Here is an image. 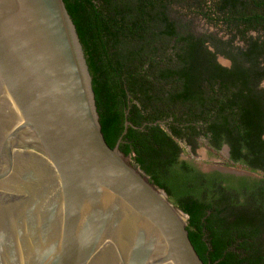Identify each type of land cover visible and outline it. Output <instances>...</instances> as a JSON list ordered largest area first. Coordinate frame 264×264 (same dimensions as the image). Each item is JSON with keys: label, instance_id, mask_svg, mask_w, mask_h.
Instances as JSON below:
<instances>
[{"label": "trees", "instance_id": "obj_1", "mask_svg": "<svg viewBox=\"0 0 264 264\" xmlns=\"http://www.w3.org/2000/svg\"><path fill=\"white\" fill-rule=\"evenodd\" d=\"M63 1L109 147L128 120L121 151L185 214L205 264H264V0ZM225 145L258 176L182 157Z\"/></svg>", "mask_w": 264, "mask_h": 264}, {"label": "water", "instance_id": "obj_2", "mask_svg": "<svg viewBox=\"0 0 264 264\" xmlns=\"http://www.w3.org/2000/svg\"><path fill=\"white\" fill-rule=\"evenodd\" d=\"M85 59L63 0H0V264H205L128 120L109 147Z\"/></svg>", "mask_w": 264, "mask_h": 264}, {"label": "rangeland", "instance_id": "obj_3", "mask_svg": "<svg viewBox=\"0 0 264 264\" xmlns=\"http://www.w3.org/2000/svg\"><path fill=\"white\" fill-rule=\"evenodd\" d=\"M198 26H199L198 28L201 31L209 30V29L213 30L212 27H209V25H207L203 21H198ZM219 59H220V63L226 66L228 65V61L226 59L224 58H219ZM184 151L185 152L182 154V157L186 160L192 161L202 171L212 166H230V167L233 166V165L226 164V161H225L226 155H225L224 150L220 153V157L210 154L207 148L205 147H200L198 150H196L197 151L196 154L192 153L189 147H186ZM236 168H240V167H236ZM210 171H213V170H210ZM205 172H208V171H205Z\"/></svg>", "mask_w": 264, "mask_h": 264}, {"label": "flooded vegetation", "instance_id": "obj_4", "mask_svg": "<svg viewBox=\"0 0 264 264\" xmlns=\"http://www.w3.org/2000/svg\"><path fill=\"white\" fill-rule=\"evenodd\" d=\"M222 151H223V148L221 149L220 153H221ZM226 159H228V157H226ZM226 159H225V160H226Z\"/></svg>", "mask_w": 264, "mask_h": 264}]
</instances>
